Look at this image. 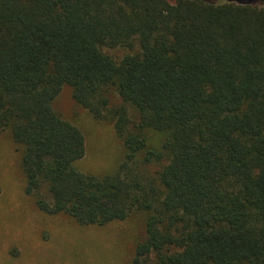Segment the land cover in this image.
Listing matches in <instances>:
<instances>
[{"label": "trees", "instance_id": "16d2710c", "mask_svg": "<svg viewBox=\"0 0 264 264\" xmlns=\"http://www.w3.org/2000/svg\"><path fill=\"white\" fill-rule=\"evenodd\" d=\"M65 85L96 119L109 88L138 111L132 130L113 112L112 173L75 167L84 134L52 107ZM0 129L26 192L46 187L41 211L99 226L145 215L130 264H264V0H0ZM135 160L162 164L144 177Z\"/></svg>", "mask_w": 264, "mask_h": 264}, {"label": "rangeland", "instance_id": "374dc122", "mask_svg": "<svg viewBox=\"0 0 264 264\" xmlns=\"http://www.w3.org/2000/svg\"><path fill=\"white\" fill-rule=\"evenodd\" d=\"M103 50L115 59L127 52L121 47ZM105 95L108 104L101 119L78 104L67 85L52 102L54 110L84 134L85 154L75 167L96 177L112 173L125 153L114 128V110L126 109L129 130L139 119L138 111L114 88ZM145 134L149 146L160 145L158 133L147 129ZM140 157L141 153L137 160ZM137 160L132 166L144 177L155 176L162 164H140ZM26 184L21 149L8 130L0 129V264H130L136 242L144 238L143 213L134 212L125 220L100 226L79 225L67 214L41 211L35 199L50 200L46 187L32 194L26 192Z\"/></svg>", "mask_w": 264, "mask_h": 264}]
</instances>
